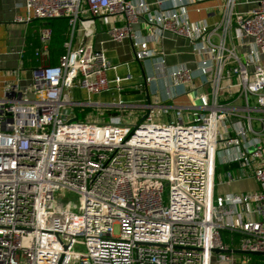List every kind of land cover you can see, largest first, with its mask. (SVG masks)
Instances as JSON below:
<instances>
[{"label":"built area","instance_id":"built-area-1","mask_svg":"<svg viewBox=\"0 0 264 264\" xmlns=\"http://www.w3.org/2000/svg\"><path fill=\"white\" fill-rule=\"evenodd\" d=\"M201 1L151 12L143 0H23L42 26L30 85L0 97V264H247L213 252L230 249L221 230L238 236L233 249L264 253V0L245 13L218 0L226 14L210 29L186 20L184 7ZM57 18L69 39L50 65L45 23ZM95 19L109 41L130 42L135 61L151 62L163 101L121 100L132 76H118L92 46ZM139 19L148 38L132 29ZM164 34L188 43L193 70L167 67L148 47ZM105 92L114 100H90ZM185 94L189 104H172ZM243 180L254 188L215 194ZM64 193L76 206L59 200Z\"/></svg>","mask_w":264,"mask_h":264},{"label":"crops","instance_id":"crops-1","mask_svg":"<svg viewBox=\"0 0 264 264\" xmlns=\"http://www.w3.org/2000/svg\"><path fill=\"white\" fill-rule=\"evenodd\" d=\"M143 1L149 5L151 12H155L161 8H166L170 0ZM255 1L236 0L234 9L236 12L245 13L254 7ZM184 11L186 20L189 23H197L208 29L220 23L226 14L224 4L218 0H205L188 4L184 7ZM30 17L24 8L23 0H0V97H2L3 90L6 86L17 84L20 89H25L30 85V70L36 67V63L32 56L30 58H25V56L27 55V51H31L32 53V49L37 46V30L42 26V24ZM16 18L21 19V22H17ZM27 18H29L28 21H26ZM132 29L137 31L142 37L147 38L151 32L149 28L143 25L140 19L137 24L133 25ZM80 39V31H74L72 45L77 44ZM90 42L95 49L102 51L110 64L118 66L115 71L118 76H123L126 72L132 76L131 82L123 84L124 87L120 94L122 101L126 103L143 102L147 104L148 101L145 98L142 74L145 78L155 77L154 81L147 83L146 86L149 92V102L153 103L156 100L163 101L164 79L154 74L149 60L135 61L133 50L128 40L120 43L109 41L106 34V26L99 19H95ZM148 47L156 48L164 54L167 67L183 64L191 70L194 69V58L190 54V47L183 39L164 34L156 46L148 44ZM24 61L30 66H24ZM112 77L113 72L109 71L107 73V79L110 80ZM138 82L141 83L142 88L140 90L133 89ZM193 86H198L197 80L193 81ZM73 96L75 99H84L83 93L78 90L73 91ZM114 96L110 92H105L90 97V100L111 102L114 100ZM191 99L192 94L179 95L174 98L172 104L184 106L189 104ZM89 111L91 110H84L83 112L86 113ZM83 112H79L77 115L82 114L83 116ZM109 113L113 112L111 111ZM239 182H249L251 183L250 190L254 188V184L250 180ZM228 185H231V183Z\"/></svg>","mask_w":264,"mask_h":264},{"label":"trees","instance_id":"trees-1","mask_svg":"<svg viewBox=\"0 0 264 264\" xmlns=\"http://www.w3.org/2000/svg\"><path fill=\"white\" fill-rule=\"evenodd\" d=\"M45 26L50 30V38L48 42V63L55 65L58 57L63 54V43L68 41L70 29L67 25V20L64 18L51 19L45 23ZM30 52V53H29ZM26 57H31V51L26 52ZM24 66H30L26 61L23 62ZM79 119H82V114L78 115ZM222 171L229 170L230 167L223 166L220 168ZM237 235L230 233L226 230L220 231V238L224 245L233 249L236 247ZM242 258L244 256H241ZM249 264H264V256L251 255L246 257Z\"/></svg>","mask_w":264,"mask_h":264},{"label":"rangeland","instance_id":"rangeland-1","mask_svg":"<svg viewBox=\"0 0 264 264\" xmlns=\"http://www.w3.org/2000/svg\"><path fill=\"white\" fill-rule=\"evenodd\" d=\"M251 183L249 182H235L231 183V185H223L219 186L215 189V194L223 195L225 193H234V192H243L251 189ZM63 198V199H62ZM59 198V200L63 203L64 201H68L72 206H76L78 198L74 194L71 193H64L63 197ZM113 234H118L117 227H114ZM249 264V263H247Z\"/></svg>","mask_w":264,"mask_h":264},{"label":"water","instance_id":"water-1","mask_svg":"<svg viewBox=\"0 0 264 264\" xmlns=\"http://www.w3.org/2000/svg\"><path fill=\"white\" fill-rule=\"evenodd\" d=\"M142 82L144 84V75L142 74ZM144 93H145V98L148 100V90L146 88V86L144 85ZM214 253H224V254H234V255H244V256H251V255H259V256H264V253H254V252H243L240 250H236V249H226L223 251H218V250H214Z\"/></svg>","mask_w":264,"mask_h":264}]
</instances>
